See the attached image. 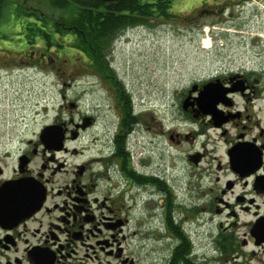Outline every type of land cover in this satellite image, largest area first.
Returning a JSON list of instances; mask_svg holds the SVG:
<instances>
[{"label":"flooded vegetation","instance_id":"obj_1","mask_svg":"<svg viewBox=\"0 0 264 264\" xmlns=\"http://www.w3.org/2000/svg\"><path fill=\"white\" fill-rule=\"evenodd\" d=\"M195 2L201 17L225 16L210 20L214 47L244 13L264 24V0ZM30 18L26 30L43 28ZM254 31L232 35L254 61H218L179 94L183 130L170 129L168 109L155 117L122 82L117 95V78L100 76L114 116L100 131L91 135L97 118L86 113L49 125L62 132L57 143H44L42 129L18 140L2 131L0 264H138L147 255L151 264H264V27ZM35 40L43 49L30 63L60 46L28 33L27 49ZM170 144L190 146L182 159L191 169L170 173Z\"/></svg>","mask_w":264,"mask_h":264},{"label":"rangeland","instance_id":"obj_2","mask_svg":"<svg viewBox=\"0 0 264 264\" xmlns=\"http://www.w3.org/2000/svg\"><path fill=\"white\" fill-rule=\"evenodd\" d=\"M188 1L173 0L175 17L169 20L124 30L114 40L108 53V61L116 78L134 97L147 101L155 117L163 115L168 109L169 119L172 120L169 122L170 129L174 130L185 128L174 118L177 116L179 94L194 81L211 76L218 61L234 60L236 64L254 61L256 56L251 51L245 52L241 47L243 43H236L238 38L232 35L235 31L252 33L264 27L259 18L252 17L249 12L244 13L243 17L236 18L234 26L222 28V32L229 29L227 32L231 36L227 43L220 39L214 47L211 45L210 23L220 22L221 17L225 16L201 17L195 8V0ZM71 10L72 5L68 10L55 8L48 0H6L0 19V133L6 131L7 135L15 137L13 140L33 137L45 126L56 124V121L68 122L70 118L77 119L85 113L97 118L91 135L114 121L109 111L112 103L107 85L99 83L100 75L83 62L88 59L83 53L80 56L72 47L73 40L51 33L53 41L60 46L51 47L49 60L27 62L30 51L39 53L43 49V42L39 40H35L28 49L24 44V37L29 33L25 26L33 21L30 17L36 18L32 16L35 14L45 19L49 28L54 23H67ZM25 12L31 16H25ZM261 19H264V15ZM199 23H202L201 26ZM228 42L239 47L229 49ZM61 48L68 50L61 51ZM108 75L104 76L108 79L112 77ZM17 117L13 124V118ZM151 130V134L156 133L158 128ZM87 136L83 134L82 139ZM159 146L161 143L157 144L154 138L151 149L155 156ZM189 147L188 144H170L168 151H164L163 160L168 162L172 175H179L187 164L182 156L192 152ZM9 150H15L11 142ZM16 155L11 152V157ZM188 168L191 169L189 165ZM147 256L141 261L143 264H151V257Z\"/></svg>","mask_w":264,"mask_h":264},{"label":"trees","instance_id":"obj_3","mask_svg":"<svg viewBox=\"0 0 264 264\" xmlns=\"http://www.w3.org/2000/svg\"><path fill=\"white\" fill-rule=\"evenodd\" d=\"M48 2L52 7L66 10L72 5L71 18L67 23H54L52 27L46 28L48 24L45 22H48L33 14L32 16H36L44 26L38 28L36 23H30L28 26L33 27L28 28L29 33L48 41L51 33L65 37L71 32L72 47L85 54L90 61L91 69L104 78L107 77L104 76L107 73L108 76L117 77L109 65L108 53L120 33L130 28L152 25L154 21L175 17V11L172 10L173 0H48ZM5 4L6 0H0V19ZM24 15L31 16L26 12ZM68 27L69 29H64ZM46 31H49L48 34ZM121 88L122 84L117 79V95Z\"/></svg>","mask_w":264,"mask_h":264},{"label":"water","instance_id":"obj_4","mask_svg":"<svg viewBox=\"0 0 264 264\" xmlns=\"http://www.w3.org/2000/svg\"><path fill=\"white\" fill-rule=\"evenodd\" d=\"M103 1H109V0H103ZM41 140L46 142H60L62 139V132L60 129H57L53 126H45L40 134ZM55 148V147H54Z\"/></svg>","mask_w":264,"mask_h":264},{"label":"bare ground","instance_id":"obj_5","mask_svg":"<svg viewBox=\"0 0 264 264\" xmlns=\"http://www.w3.org/2000/svg\"><path fill=\"white\" fill-rule=\"evenodd\" d=\"M208 44V42H206ZM205 43V46H207V44Z\"/></svg>","mask_w":264,"mask_h":264}]
</instances>
